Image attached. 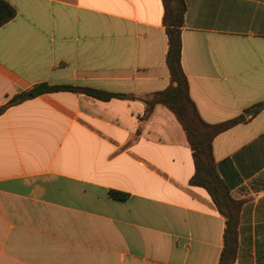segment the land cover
<instances>
[{"label": "crops", "instance_id": "obj_1", "mask_svg": "<svg viewBox=\"0 0 264 264\" xmlns=\"http://www.w3.org/2000/svg\"><path fill=\"white\" fill-rule=\"evenodd\" d=\"M5 1L0 108L42 83L129 98L59 91L0 114V264H219L225 218L190 185L186 134L163 105L145 116L170 85L163 0ZM185 2L181 66L200 117L245 118L212 142L241 202L232 264H264V0Z\"/></svg>", "mask_w": 264, "mask_h": 264}, {"label": "trees", "instance_id": "obj_2", "mask_svg": "<svg viewBox=\"0 0 264 264\" xmlns=\"http://www.w3.org/2000/svg\"><path fill=\"white\" fill-rule=\"evenodd\" d=\"M163 23L168 38L166 64L170 73V85L146 99L147 116L157 105L168 108L182 126L195 163V173L190 185L204 188L210 195L218 211L225 218L224 248L219 264H232L236 261L238 249V225L241 202L234 200L224 181L220 178L213 156L212 142L221 132L244 122V116L233 120L211 125L202 120L193 103L188 88V81L181 66V30L184 27L185 0H163ZM15 9L5 0H0V27L12 20ZM59 91L86 94L100 100L113 98H129L121 95L108 94L89 88L75 86H54L47 83L35 85L30 90L14 96L6 105L0 108V114L10 106L20 104L28 99ZM134 98V97H133ZM264 107V102L256 105L253 110L258 112ZM109 195L117 201H125L128 194L111 190Z\"/></svg>", "mask_w": 264, "mask_h": 264}, {"label": "water", "instance_id": "obj_3", "mask_svg": "<svg viewBox=\"0 0 264 264\" xmlns=\"http://www.w3.org/2000/svg\"><path fill=\"white\" fill-rule=\"evenodd\" d=\"M246 115H247V116H249V115H250V113H247Z\"/></svg>", "mask_w": 264, "mask_h": 264}]
</instances>
